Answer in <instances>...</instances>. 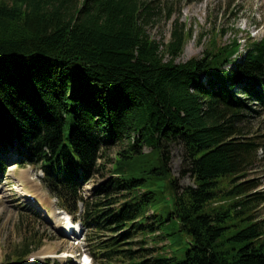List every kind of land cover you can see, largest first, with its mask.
<instances>
[{
    "label": "trees",
    "instance_id": "16d2710c",
    "mask_svg": "<svg viewBox=\"0 0 264 264\" xmlns=\"http://www.w3.org/2000/svg\"><path fill=\"white\" fill-rule=\"evenodd\" d=\"M154 17L141 0H0V147L39 166L59 207L83 203L99 264H264V193L241 182L260 144L239 125L245 100L264 103V36L245 53L238 39H213L178 64L192 32L176 24L158 42ZM173 143L192 186L172 173ZM96 176L105 181L85 199ZM161 193L168 213L153 208ZM105 232L116 236L96 237Z\"/></svg>",
    "mask_w": 264,
    "mask_h": 264
},
{
    "label": "rangeland",
    "instance_id": "374dc122",
    "mask_svg": "<svg viewBox=\"0 0 264 264\" xmlns=\"http://www.w3.org/2000/svg\"><path fill=\"white\" fill-rule=\"evenodd\" d=\"M141 2L149 5L154 11L155 17L147 27L152 39L167 43L176 24L186 25L192 32L183 53L176 59L178 64L186 63L192 58H202L213 39H216L219 45H227L238 39L243 44L241 52L245 53L249 39L253 42L264 36V0H141ZM168 9L173 10L170 18H167ZM166 60L169 61L170 57H166ZM224 67L235 68L233 63ZM203 78L206 80L207 77ZM245 103L251 110H247V117L239 125L247 135L256 138L260 147L255 164L241 182L255 180L259 186L254 192L264 193V103L250 100H245ZM119 149L120 146L112 148L108 151V156L114 158ZM168 150L171 154L170 168L173 175L178 178L179 186L185 188L194 185L190 175H182L184 146L173 143L169 145ZM144 151L149 153L151 148L146 147ZM0 157L4 160L0 170V264H99L92 260V247L89 241L95 233L85 229L80 237H77L79 232L77 236L70 237L68 229L71 225L70 218L65 222V226L68 227L65 229L59 227V223L63 224L64 220L58 218L65 217V214L59 211L65 210L59 208V199L43 185V173L39 166L22 162L15 149L6 151L0 147ZM108 177L109 174L107 179ZM104 181L101 176H96L91 182L84 184L81 189L83 197L92 198L93 192ZM26 189L38 197V203L33 204L26 199L25 196L30 195ZM169 200L170 196L167 193H161L159 201L153 206L154 210L158 213L163 211L168 213ZM68 213L73 224L83 229L81 226L84 215L83 203L78 205L76 214ZM45 214L46 217L48 214L50 219L44 218ZM258 214L264 217V205L258 208ZM114 236L116 234L105 232L96 237L105 241ZM140 239L138 236L135 241L139 242ZM172 240L174 250L187 245L184 235ZM26 243L30 244L29 248L25 247ZM164 243L167 241L159 245L150 242L146 247H160ZM23 250L27 253L23 257V262L19 263L14 253Z\"/></svg>",
    "mask_w": 264,
    "mask_h": 264
},
{
    "label": "bare ground",
    "instance_id": "6f19581e",
    "mask_svg": "<svg viewBox=\"0 0 264 264\" xmlns=\"http://www.w3.org/2000/svg\"><path fill=\"white\" fill-rule=\"evenodd\" d=\"M22 187V186H21ZM22 188H24V187H22ZM25 189V188H24ZM27 190V189H26ZM28 191V190H27ZM22 192V191H21ZM29 192V191H28ZM29 194H31V192H29ZM24 197V196H23ZM48 216V215H47ZM44 218H46V219H48L49 218V216L48 217H46V214L44 215ZM55 218V217H54ZM60 219H62V220H68L69 219V217H67V215H65V217H59L58 218V220H60ZM64 225L66 224L65 222L63 223ZM63 224H59V226L60 227H62V225ZM73 228V224L71 223V225L69 226V229H72ZM72 231H70V233H71ZM51 255V254H50ZM51 257V256H50ZM52 257H53V254H52Z\"/></svg>",
    "mask_w": 264,
    "mask_h": 264
}]
</instances>
